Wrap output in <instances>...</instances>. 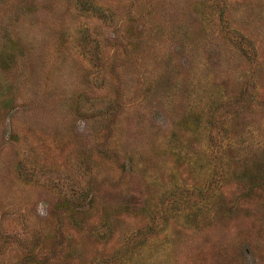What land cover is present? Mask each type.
<instances>
[{
  "label": "rangeland",
  "instance_id": "1",
  "mask_svg": "<svg viewBox=\"0 0 264 264\" xmlns=\"http://www.w3.org/2000/svg\"><path fill=\"white\" fill-rule=\"evenodd\" d=\"M257 141L264 0H0V264H264Z\"/></svg>",
  "mask_w": 264,
  "mask_h": 264
},
{
  "label": "trees",
  "instance_id": "2",
  "mask_svg": "<svg viewBox=\"0 0 264 264\" xmlns=\"http://www.w3.org/2000/svg\"><path fill=\"white\" fill-rule=\"evenodd\" d=\"M245 94V93H244ZM230 102H227V107L230 108L231 105H232V100L231 98L229 99ZM247 101V97H245L243 99V102ZM229 110V109H228ZM226 116V115H225ZM228 116H230V118L232 119L233 118V114L230 113V110H229V113L228 115L226 116V123H228L230 121V119H228ZM231 134L229 131H226V134ZM254 146H250L249 148H247L246 145H243L241 150H242V154L241 156L243 155V157L241 158L240 161L238 162H241L242 164L244 163H248L249 161L252 160L253 161H256L257 159H260L262 155H264V146H262V144L260 142H256L255 144H253ZM229 150H231V147H228ZM249 152V153H246V152ZM251 156V158H250ZM232 157H229L228 159L230 160H226V162H228L226 164V167H229L230 166V161L232 160L231 159ZM251 159V160H250ZM252 171H250L249 173H251ZM255 173V172H254ZM258 175V177L260 178L259 176V172L258 173H255ZM263 174H264V171H263ZM251 188L252 189H261V188H264V181L261 182V181H258L257 178L256 179H252L251 181Z\"/></svg>",
  "mask_w": 264,
  "mask_h": 264
}]
</instances>
